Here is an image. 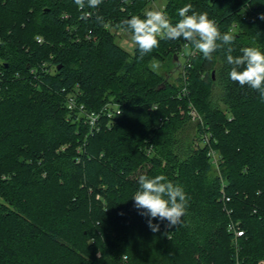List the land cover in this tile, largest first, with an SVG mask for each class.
<instances>
[{"label": "trees", "instance_id": "16d2710c", "mask_svg": "<svg viewBox=\"0 0 264 264\" xmlns=\"http://www.w3.org/2000/svg\"><path fill=\"white\" fill-rule=\"evenodd\" d=\"M156 1L0 0V264H264V101L229 78L227 46L180 66L183 38L143 59L118 45L112 29L131 34L124 21ZM186 4L235 36L233 56L264 51V0H166L163 11L175 24ZM191 107L202 121L187 141ZM141 175L183 187L179 226L150 230L132 199Z\"/></svg>", "mask_w": 264, "mask_h": 264}, {"label": "clouds", "instance_id": "9594fccd", "mask_svg": "<svg viewBox=\"0 0 264 264\" xmlns=\"http://www.w3.org/2000/svg\"><path fill=\"white\" fill-rule=\"evenodd\" d=\"M74 2L83 10L85 3L89 8H97L102 0ZM124 3H127V0H124ZM177 12L179 20L175 24L171 22L168 14L160 9L146 11L144 18L133 15L124 21L130 30L132 42L139 49L140 59L157 48L162 39L183 38L189 42L194 52L201 53L206 60H211L214 52L227 46L226 59L232 66L229 78L238 82L241 87L247 85L256 90L264 101V51L257 47H243L240 49V55L233 56L234 49L231 45L235 36L230 32L221 33L215 20L210 19L206 12L193 11L191 4L184 5ZM90 16V12H83L80 19L87 20ZM259 19L264 20V14H261ZM96 20L103 22V17L97 16ZM132 199L135 201V207L143 210L140 214L149 217L148 227L153 232L159 231L160 227L159 224L152 223L154 219L167 221L169 228L179 226L188 206V197L183 187L168 181L163 175L153 178L141 175L139 189Z\"/></svg>", "mask_w": 264, "mask_h": 264}, {"label": "built area", "instance_id": "2783aa9c", "mask_svg": "<svg viewBox=\"0 0 264 264\" xmlns=\"http://www.w3.org/2000/svg\"><path fill=\"white\" fill-rule=\"evenodd\" d=\"M38 42H42V39L41 38H38ZM186 47L184 49V52L181 53V57H185L186 59L189 57V56H194L195 55V52L191 51L188 56H186ZM189 60V59H188ZM0 74H1V71H0ZM75 103L74 101V97H71L69 98V108L72 109L73 107V104ZM110 108H114V110L118 109V105H114V106H111V105H107L104 109H103V113H106V114H109V117L114 114V111ZM106 111V112H105ZM190 116L192 117V119L194 120H200L202 121V118L200 116V114H198V112L196 111V109H194L193 107L190 108ZM100 117V114L99 113H91V114H88V125L90 127H94L97 125V122H98V119ZM209 157L211 158V160L213 161L214 165L215 166H218V162H219V157H218V154L211 150L209 151ZM227 202L230 201L229 198L226 199ZM228 231L230 233H233L234 236H235V239H234V242H233V245H234V248L238 251V238L242 237L244 235V232L242 231L241 227H240V223H234V222H231L228 226Z\"/></svg>", "mask_w": 264, "mask_h": 264}, {"label": "rangeland", "instance_id": "374dc122", "mask_svg": "<svg viewBox=\"0 0 264 264\" xmlns=\"http://www.w3.org/2000/svg\"><path fill=\"white\" fill-rule=\"evenodd\" d=\"M165 5H166V0H157L152 5V10H155V9L164 10ZM112 32L115 34L116 43L118 45H120L123 49H125L126 51L132 53L133 50H134L135 45H134V43L131 40V34L126 33L125 31H123L121 29H112ZM185 53H186V56H188L189 54H191L189 49L186 50ZM186 62H187V60H186L185 57H180V59H179L180 66H184ZM151 66H152L153 69H156V68L160 69V71L162 73H165L167 71L164 67H162L161 65H159L157 63L156 64L155 63H152ZM178 73H179V71H177L176 73L173 74V77H171V81L172 82H174L176 80V78L178 76ZM198 121H200V120H194V119H192V122L194 124L193 123L192 124L189 123L187 125L186 133H184L185 134L184 135L185 136V139L187 141L190 140L192 137H194V134H195V131H196V129H194V126H195V124Z\"/></svg>", "mask_w": 264, "mask_h": 264}]
</instances>
